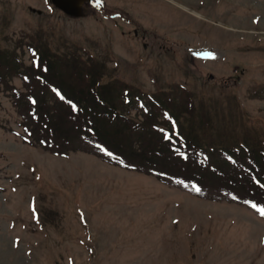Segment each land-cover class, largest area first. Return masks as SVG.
<instances>
[{"label":"rangeland","instance_id":"1","mask_svg":"<svg viewBox=\"0 0 264 264\" xmlns=\"http://www.w3.org/2000/svg\"><path fill=\"white\" fill-rule=\"evenodd\" d=\"M37 50L70 96L93 88L119 117H74L40 81ZM149 94L163 100L151 113L133 107ZM163 110L196 135L188 151L129 133L147 120L169 133ZM111 139L135 169L109 162ZM235 142L264 149V0H93L80 18L0 0V264H264L263 215L213 178ZM244 153L225 158L249 181ZM188 164L204 170L198 184Z\"/></svg>","mask_w":264,"mask_h":264},{"label":"trees","instance_id":"2","mask_svg":"<svg viewBox=\"0 0 264 264\" xmlns=\"http://www.w3.org/2000/svg\"><path fill=\"white\" fill-rule=\"evenodd\" d=\"M45 54L44 56H47L48 52L47 50H43ZM37 62H38V68H40L43 71V76H41L46 82H51L53 84V87L55 90H58L63 98L57 97L59 102L64 103L65 108L69 109L72 114H75L77 116L74 117H81V115H87L90 119L93 121H98L101 116H107L108 117V110L112 111L111 115H113V120H115V117H119V114H117L118 110H111V108L115 107L116 104L112 103L111 98L107 99L106 101L103 99V95L99 91L100 99H96V97L93 94V88L90 90V93H86L81 88L77 90L76 92H71L72 96H70L69 89L67 88V80L61 78V76L56 78L54 74L52 73L53 68L55 67L56 62H52L49 59L45 57H41L39 51L37 50ZM43 65V66H42ZM34 66V65H33ZM50 74V77H49ZM46 90L48 91L47 85L45 86ZM34 96V95H33ZM35 97V96H34ZM115 101L118 102L120 98L123 97L122 93L118 94L116 96ZM36 98V97H35ZM118 99V100H117ZM109 103H111L112 106H107ZM153 102L150 101V105H152ZM154 105V104H153ZM36 106H39V102L36 104ZM150 112H152V109L150 108ZM119 113V112H118ZM173 117L178 121V129L175 130L176 135L174 134V131L171 126H168L169 122H166V127L170 130L169 133L166 134V132H162L159 129V126L157 123H142L141 125H138L135 129H129L130 134H134L138 139L142 138L144 135H150L151 132L155 133V130L159 132V135L157 137L158 139V152H162L164 148V143L167 145H178L182 146L181 144L184 142L185 144V151H188L189 148H191L194 141H196V135L192 132H189L188 135L184 133V125L179 120V113H172ZM93 121H90L87 124V131L90 134V136H95V133L97 132L96 126L93 123ZM127 126L125 122H122ZM183 131V132H182ZM193 142H192V141ZM109 143H106V145L109 147V150H112L115 153H121V155L125 158L128 157V151L127 149H119L117 146L112 145V142L114 139L107 140ZM136 144V150L133 152L135 154L138 152V156H141L143 151L139 150V141L135 142ZM228 146H225L223 148V152L227 153L230 156H233L232 153L236 151H244L246 155L250 156L249 158L253 159L255 164L252 162L245 163L247 166H249V172L253 173L254 176L248 178L250 181H246L241 173H238L236 169H234L230 162L222 159L221 161H218V167L221 171L215 170V175L213 174V178L218 180L221 183H225L230 187V189L234 192V187H237L238 190H245L249 195L247 196L248 199L252 200L256 204H263L264 205V152L257 150H250V148H246V150L243 149L244 146H246L245 143H227ZM244 145V146H243ZM258 146V145H257ZM256 147V146H255ZM199 148L203 151L204 155H210L213 150H208V148L205 145H200ZM212 148V147H211ZM119 149V150H118ZM264 150V149H261ZM242 153V152H240ZM184 154V153H183ZM181 160H184L185 162H189L190 158L185 155H181L180 153L177 154ZM184 156V157H183ZM236 157V156H235ZM146 160H151V157L148 155H145ZM161 161H163L161 165V170L165 171L164 165L165 161L168 158L167 156L159 157ZM129 159V157H128ZM212 159V157H211ZM130 160V159H129ZM213 160V159H212ZM234 161V160H233ZM229 164V169L225 170L224 168ZM187 170H191L187 175H185V178L193 181L194 183L198 184L201 181L202 173L204 170L198 166L188 164ZM193 166V167H192ZM206 167V166H205ZM216 168V166H214ZM208 168H211L208 166ZM211 168V169H215ZM197 169V170H196ZM208 169V170H211ZM255 169L256 171H254ZM207 171V169H206ZM202 172V173H201ZM210 172V171H209ZM167 173V172H166ZM211 173V172H210ZM224 173V177H223ZM250 173L244 174L246 177L250 175ZM254 180V181H253ZM259 182V183H258ZM262 185V187H261Z\"/></svg>","mask_w":264,"mask_h":264},{"label":"water","instance_id":"3","mask_svg":"<svg viewBox=\"0 0 264 264\" xmlns=\"http://www.w3.org/2000/svg\"><path fill=\"white\" fill-rule=\"evenodd\" d=\"M85 0H52V2L64 12L79 16L82 14L81 5Z\"/></svg>","mask_w":264,"mask_h":264},{"label":"snow or ice","instance_id":"4","mask_svg":"<svg viewBox=\"0 0 264 264\" xmlns=\"http://www.w3.org/2000/svg\"><path fill=\"white\" fill-rule=\"evenodd\" d=\"M254 208H256L257 206L256 205H252ZM261 215H264V208H258L257 209Z\"/></svg>","mask_w":264,"mask_h":264}]
</instances>
